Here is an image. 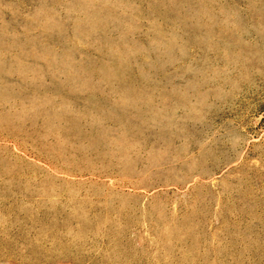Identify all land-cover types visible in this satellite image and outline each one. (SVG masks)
I'll return each instance as SVG.
<instances>
[{
  "label": "rangeland",
  "instance_id": "rangeland-1",
  "mask_svg": "<svg viewBox=\"0 0 264 264\" xmlns=\"http://www.w3.org/2000/svg\"><path fill=\"white\" fill-rule=\"evenodd\" d=\"M0 60V264H264V0H0Z\"/></svg>",
  "mask_w": 264,
  "mask_h": 264
},
{
  "label": "bare ground",
  "instance_id": "bare-ground-1",
  "mask_svg": "<svg viewBox=\"0 0 264 264\" xmlns=\"http://www.w3.org/2000/svg\"><path fill=\"white\" fill-rule=\"evenodd\" d=\"M198 16V15H197ZM255 43V42H254ZM105 45V44H104ZM1 61V60H0ZM235 66V65H234ZM234 71V70H233ZM53 73V72H52ZM248 73V72H247ZM24 74V73H23ZM247 77V76H246ZM37 78V77H36ZM30 79V78H29ZM88 79V78H87ZM87 82V81H86ZM208 82V81H207ZM234 82V81H233ZM92 83V82H91ZM174 85V84H173ZM51 86V85H50ZM176 86H178V85H176ZM86 87V86H85ZM240 90V89H239ZM140 92V91H139ZM149 97V96H148ZM222 102H223V100H222ZM165 103V102H164ZM42 104V103H41ZM63 105V104H62ZM139 105V104H138ZM1 106V105H0ZM90 106V105H89ZM130 106V105H129ZM122 107H123V105H122ZM135 108V107H134ZM146 108V107H145ZM169 109V108H168ZM138 110V109H137ZM90 111V110H89ZM47 112V111H46ZM160 112V111H159ZM123 113V112H122ZM144 113V112H143ZM20 114V113H19ZM114 118V117H113ZM27 119V118H26ZM43 119V118H42ZM90 119V118H89ZM164 120V119H163ZM131 121V120H130ZM120 122V121H119ZM84 123V122H83ZM130 124H131V122H130ZM76 126V125H75ZM160 126V125H159ZM25 127V126H24ZM43 127V126H42ZM141 127V126H140ZM91 129V128H90ZM117 129V128H116ZM92 130V129H91ZM97 131H98V129H97ZM46 132V131H45ZM105 132V131H104ZM110 132V131H109ZM146 132H148V130L146 131ZM100 133V132H99ZM125 133V132H124ZM89 134V133H88ZM149 134V133H148ZM152 134V133H151ZM158 135V134H157ZM147 137V136H146ZM91 138V137H90ZM145 138V137H144ZM147 139V138H146ZM146 139L144 140L145 142H146ZM96 140V139H95ZM93 141V140H92ZM147 141H149V140H147ZM185 141V140H184ZM106 142V141H105ZM104 142V143H105ZM103 143V142H102ZM151 143V142H150ZM89 144V143H88ZM97 144V143H96ZM102 145V144H101ZM106 145V144H105ZM104 145V146H105ZM143 145V144H142ZM146 145V144H145ZM137 146V145H136ZM106 147V146H105ZM110 148V147H109ZM113 148V147H112ZM145 148V147H144ZM111 149V148H110ZM143 149V148H142ZM74 150V149H73ZM103 150H106V149H104L103 148ZM165 150V149H164ZM108 151V150H107ZM112 151V150H111ZM82 154V153H81ZM100 154H102V153H100ZM104 155V154H103ZM108 155H110V154H108ZM107 155V156H108ZM106 156V157H107ZM10 157V156H9ZM90 157V156H89ZM8 158V157H7ZM91 158V157H90ZM99 158V157H98ZM102 157H100V159H101ZM103 158H104V156H103ZM11 159V158H10ZM110 159H112V158H110ZM103 160V159H102ZM9 161V160H8ZM184 161V160H183ZM45 162V161H44ZM115 162V161H114ZM102 163V162H101ZM106 164V163H105ZM33 168V167H32ZM118 170V169H117ZM25 171V170H24ZM81 171V170H80ZM93 171V170H92ZM91 174V173H90ZM106 175V174H105ZM25 177V176H24ZM194 177V176H193ZM196 178H197V176L195 177V180H196ZM106 179V178H105ZM25 180V179H24ZM193 181V180H192ZM119 182V181H118ZM95 183V182H94ZM143 188H145V186L143 187ZM26 192V191H25ZM104 201V200H103ZM87 207V206H86ZM21 211V210H20ZM30 211V210H29ZM11 212V211H10ZM187 217V216H186ZM181 220V219H180ZM194 222V221H193ZM91 223V222H90ZM109 224V223H108ZM124 225V224H123ZM124 227V226H123ZM114 228V227H113ZM177 229V228H176ZM189 229V228H188ZM195 239V238H194ZM168 241V240H167ZM192 243V242H191Z\"/></svg>",
  "mask_w": 264,
  "mask_h": 264
}]
</instances>
